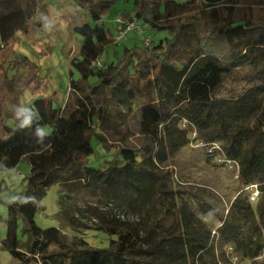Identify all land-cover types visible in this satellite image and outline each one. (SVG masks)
<instances>
[{
  "label": "trees",
  "instance_id": "obj_1",
  "mask_svg": "<svg viewBox=\"0 0 264 264\" xmlns=\"http://www.w3.org/2000/svg\"><path fill=\"white\" fill-rule=\"evenodd\" d=\"M38 1L28 0L31 6ZM125 1L132 6L121 12L116 35L96 22L115 0L90 7L94 23L75 27L82 36L79 55L71 58L78 76L70 70L63 105L36 98L14 127H0V170H10L22 159L31 166L26 187L8 202L3 246L18 264H233L232 257L260 264L264 86L235 98L215 93L244 64L264 81V0ZM32 17L22 0H0V44L27 33ZM126 22L135 25L126 31ZM141 23L168 35L156 43L145 39L124 46L121 54L114 53L116 61L100 59ZM122 31L126 33L117 39ZM13 57L11 62L28 60L18 52ZM112 101L126 112L141 102L137 131L142 141L120 146L105 168L94 167L89 162L93 137L107 147L103 132L120 131L108 108ZM183 104L212 115L223 154L238 165L241 186L228 206L197 200L163 166L160 125ZM25 116L30 126L21 129ZM45 125L50 134L37 135ZM52 185L60 191L89 190L95 202L89 204L88 218L94 230L110 236L108 248L93 249L81 234L68 237L58 227L37 225L39 203ZM18 216L24 220L25 243L18 239ZM66 217L74 228L86 227L80 215L66 212Z\"/></svg>",
  "mask_w": 264,
  "mask_h": 264
},
{
  "label": "rangeland",
  "instance_id": "obj_2",
  "mask_svg": "<svg viewBox=\"0 0 264 264\" xmlns=\"http://www.w3.org/2000/svg\"><path fill=\"white\" fill-rule=\"evenodd\" d=\"M101 1L110 0H39L32 6L28 0H22L33 11L31 28L27 33L18 32L8 43L0 44L1 128L4 125L14 127L21 111L36 98L51 100L56 107L63 105L69 92L70 70H73L74 78L78 76L71 64V58L79 55L82 36L76 32L75 27L86 21L94 23L90 20L89 9L96 7ZM131 6L130 1L115 0L108 13L102 14V18L96 22L110 28L116 35L115 25L121 12ZM167 35L165 31L141 23L136 30L128 32L120 43L109 48L108 54L105 53L100 59L116 61L114 53L121 54L124 46H132L145 39L156 43ZM14 52L25 55L28 60L14 59L11 62ZM11 63L14 64L13 68ZM259 84L264 86V81L256 78L251 66L244 64L224 78L215 97L235 98ZM140 106L141 102H136L126 112L121 104L113 101L109 103L108 108L113 113L111 118L117 120L120 131L103 132L107 147L93 137L94 152L89 157L92 166L105 168L107 161L113 158L120 146L135 147L141 143L142 138L137 131ZM118 111L123 117L118 116ZM160 127L159 153L164 162L163 166L170 170L174 180L182 182V189L190 191L197 200L228 206L241 186L237 177L238 166L226 162L227 157L223 154L222 141L218 137L212 115L197 106L183 104L175 110L171 109ZM45 128L51 132L48 125L41 129ZM30 169V162L22 159L14 168L0 170V264H18L10 251L3 246V239L7 234V205L26 187ZM94 202L85 187L71 192L64 189L60 191L58 185H52L39 203L35 221L42 228L58 227L68 237L81 234L89 242L90 248H108L110 236L94 230L93 222L88 218L91 217L87 213L89 204ZM66 212L78 217L80 215L86 227L76 229L71 226ZM203 217L208 218L204 215ZM23 228L24 220L18 216L17 235L21 243L27 240ZM257 261L264 264V257H259Z\"/></svg>",
  "mask_w": 264,
  "mask_h": 264
},
{
  "label": "built area",
  "instance_id": "obj_3",
  "mask_svg": "<svg viewBox=\"0 0 264 264\" xmlns=\"http://www.w3.org/2000/svg\"><path fill=\"white\" fill-rule=\"evenodd\" d=\"M134 25H135L134 22H126V28H125L126 31L129 30L130 28H133ZM126 31H122V32H120L119 35L117 36V39H121V38L124 36V34L126 33ZM225 160H226L227 163H231V162H232V163L236 164L233 160H231V159H229V158H227V159H225ZM236 165H237V164H236ZM237 166H238V165H237ZM237 174H238V170H237ZM257 194H258V192H257V190H255V191L252 193L251 199H252V200L255 199V197H256ZM232 263H233V264H236V263L240 264V262L237 260L236 257H232Z\"/></svg>",
  "mask_w": 264,
  "mask_h": 264
},
{
  "label": "clouds",
  "instance_id": "obj_4",
  "mask_svg": "<svg viewBox=\"0 0 264 264\" xmlns=\"http://www.w3.org/2000/svg\"><path fill=\"white\" fill-rule=\"evenodd\" d=\"M19 117H17L18 119ZM30 126V119L29 117L25 116L23 123L21 124V129H24L26 127ZM50 134V130L48 128L45 129H38L37 130V135H49Z\"/></svg>",
  "mask_w": 264,
  "mask_h": 264
}]
</instances>
